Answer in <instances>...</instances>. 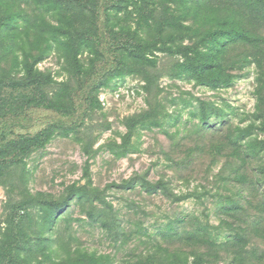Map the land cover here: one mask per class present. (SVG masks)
Wrapping results in <instances>:
<instances>
[{
    "label": "rangeland",
    "instance_id": "374dc122",
    "mask_svg": "<svg viewBox=\"0 0 264 264\" xmlns=\"http://www.w3.org/2000/svg\"><path fill=\"white\" fill-rule=\"evenodd\" d=\"M263 8L0 0V264H264Z\"/></svg>",
    "mask_w": 264,
    "mask_h": 264
},
{
    "label": "trees",
    "instance_id": "16d2710c",
    "mask_svg": "<svg viewBox=\"0 0 264 264\" xmlns=\"http://www.w3.org/2000/svg\"><path fill=\"white\" fill-rule=\"evenodd\" d=\"M262 1L264 2V0H262ZM262 14L264 15V8L262 9ZM217 33L218 32H210V33H208V36L215 37L217 35ZM234 33H235V31H234ZM230 36H233L235 38H238V37L246 38V33L239 30L238 34L230 35ZM112 39H113V45H112L113 47L112 48L114 50H117L119 48H124L130 52L134 50L135 45H131L129 43V41L124 40V41L117 42L116 38H112ZM199 56H200V58L196 60L197 62L195 65V73L200 78H205V71L207 69H209L210 66H215L218 58H217V55H215V53H212V55H209L207 53H202ZM210 58H211V60H210ZM217 81L218 80H215L214 82H217ZM44 82L45 81L41 80L38 83H44ZM25 137L27 138V135H25V134H20V133L16 134L13 131H8V132L6 131L2 134V141L4 142V144H5V141L7 142V144L10 142L15 143L17 140L19 141L20 139H24ZM2 264H15V261L10 258Z\"/></svg>",
    "mask_w": 264,
    "mask_h": 264
}]
</instances>
